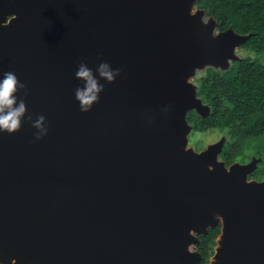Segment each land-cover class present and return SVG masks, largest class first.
Segmentation results:
<instances>
[{
  "label": "water",
  "instance_id": "water-1",
  "mask_svg": "<svg viewBox=\"0 0 264 264\" xmlns=\"http://www.w3.org/2000/svg\"><path fill=\"white\" fill-rule=\"evenodd\" d=\"M195 1L0 0V80L27 90L20 130L0 132L1 262L200 264L191 248L220 226L209 264H264L260 159L227 166L226 136L188 145V113H211L195 68L227 71L250 35L216 32ZM81 63L103 85L87 112Z\"/></svg>",
  "mask_w": 264,
  "mask_h": 264
},
{
  "label": "trees",
  "instance_id": "trees-1",
  "mask_svg": "<svg viewBox=\"0 0 264 264\" xmlns=\"http://www.w3.org/2000/svg\"><path fill=\"white\" fill-rule=\"evenodd\" d=\"M197 6L218 21V30L233 28L239 34H250L244 48L264 53V0H199ZM199 96L211 105L213 112L208 118L190 112L189 122L196 131L215 129L230 137L223 153L226 163L239 158L247 161L249 151L256 155L257 147L264 145V64L244 59L233 62L224 74L209 69L201 82ZM236 149L242 153L236 154ZM262 166L254 174L258 180H264ZM219 234L220 226L200 236L202 239L196 246H200L198 251L204 256L200 264H209L212 257L209 242L216 245Z\"/></svg>",
  "mask_w": 264,
  "mask_h": 264
},
{
  "label": "clouds",
  "instance_id": "clouds-1",
  "mask_svg": "<svg viewBox=\"0 0 264 264\" xmlns=\"http://www.w3.org/2000/svg\"><path fill=\"white\" fill-rule=\"evenodd\" d=\"M205 16H207V14H205ZM239 47H237L235 52L237 56H239L237 54ZM239 58H241L240 61H242L243 58L240 56ZM233 62L236 61L231 60L229 62V69L231 68ZM97 73L101 79L109 83L113 82L115 76L118 75V72L112 71L107 63H101L97 68ZM224 73H226V71L222 72V74ZM75 76L76 79L84 82L83 88L76 89L75 98L80 104L81 111L87 112L91 109L93 103L97 102L98 95L103 90V85L99 84L98 80L93 74V71L89 69L84 63L79 65ZM18 90H24V95H27L26 85L18 80L14 72L9 71L3 73V79L0 80V132L13 134L18 132L21 128V121L24 118L27 109L23 99H20L19 102L17 100L16 94ZM29 120H31V117H29ZM44 123L45 118L43 116H39L33 122V127L38 130L36 136L37 139H40L47 133Z\"/></svg>",
  "mask_w": 264,
  "mask_h": 264
},
{
  "label": "rangeland",
  "instance_id": "rangeland-1",
  "mask_svg": "<svg viewBox=\"0 0 264 264\" xmlns=\"http://www.w3.org/2000/svg\"><path fill=\"white\" fill-rule=\"evenodd\" d=\"M199 0H196L195 3H194V6H193V9H192V12L195 13L196 10H201V8H199L197 6V2ZM204 10V9H202ZM208 16H205L204 17V21L207 22V20L210 18ZM216 32H220V30H218V21L216 20ZM250 35V34H249ZM249 39V38H248ZM248 41V40H247ZM247 41L245 42V44L247 43ZM237 49V48H236ZM237 54L242 57L244 59H251V60H254L256 62H259V63H262L264 64V53L262 54H256L250 50H248L247 48H244V45L240 46L238 48V52ZM210 65H205V66H202V67H196L195 68V74L190 78V82L193 83L197 89V97L199 99L202 100V102L205 104V105H208L210 110H211V113L213 112V109L211 107V105L209 103H206L203 101V99L199 96V89H200V86H201V82L203 80V78H205L207 76V73H208V70L209 69H212L214 71H217L219 72L220 74H222V69L220 68H215L214 66L213 67H209ZM228 71V70H227ZM226 71V72H227ZM190 113V112H189ZM188 113V115H189ZM192 113V112H191ZM210 113V115H211ZM209 115V116H210ZM208 116V117H209ZM206 117V118H208ZM189 120V119H188ZM190 123V122H189ZM192 125V124H191ZM193 127V125H192ZM224 136H226V141H225V145L223 147V150H222V153L220 154V157L219 159L221 161H225L224 157H223V153H224V149L227 147L228 143L230 142V137L224 133V132H221L219 130H215V129H212V130H206V131H196L193 127L190 135H189V143L188 145L192 148H194L196 151H201L203 149H205L208 145L210 144H214L218 141H220ZM242 148V147H241ZM240 150V149H239ZM241 151H238L236 149V154H240ZM242 153V152H241ZM256 155L253 154V151H249L248 152V155H250V158L247 160V161H242L243 158H239V160H236L232 163H230L229 165L226 163L227 166H230L232 165L233 163H236V162H239V163H249L251 162L254 158L256 159H260V162L258 163V167H257V170L249 176V179L250 180H257V181H264V180H258L257 178L254 177V174L259 170H261L263 168L262 164H264V145L260 144L258 147H257V150H256ZM259 153V155H258ZM261 154V155H260ZM263 161V162H262ZM264 170V169H263ZM262 170V171H263ZM261 171V172H262ZM205 240L208 239V237L205 236L204 238ZM197 246V245H196ZM194 247V246H193ZM209 249H210V255L212 256L213 252H214V249H215V245L212 243V242H209ZM198 248L200 249V246H198ZM210 256V257H211ZM210 259V258H209Z\"/></svg>",
  "mask_w": 264,
  "mask_h": 264
},
{
  "label": "flooded vegetation",
  "instance_id": "flooded-vegetation-1",
  "mask_svg": "<svg viewBox=\"0 0 264 264\" xmlns=\"http://www.w3.org/2000/svg\"><path fill=\"white\" fill-rule=\"evenodd\" d=\"M199 239L201 240L202 237H200ZM191 250H197V251H198L199 249H198L196 246H194V247L191 248ZM203 259H204V256H203V254H202V261H203ZM209 260H210V259H209ZM202 261H201V262H202ZM0 264H4V263L0 261Z\"/></svg>",
  "mask_w": 264,
  "mask_h": 264
}]
</instances>
